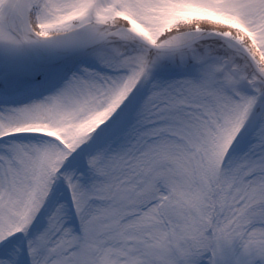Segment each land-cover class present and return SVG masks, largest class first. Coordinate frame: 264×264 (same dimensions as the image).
<instances>
[{
  "label": "snow or ice",
  "instance_id": "obj_1",
  "mask_svg": "<svg viewBox=\"0 0 264 264\" xmlns=\"http://www.w3.org/2000/svg\"><path fill=\"white\" fill-rule=\"evenodd\" d=\"M0 264H264V0H0Z\"/></svg>",
  "mask_w": 264,
  "mask_h": 264
}]
</instances>
